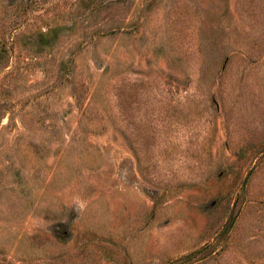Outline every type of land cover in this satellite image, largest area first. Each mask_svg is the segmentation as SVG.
<instances>
[{"label": "rangeland", "instance_id": "1", "mask_svg": "<svg viewBox=\"0 0 264 264\" xmlns=\"http://www.w3.org/2000/svg\"><path fill=\"white\" fill-rule=\"evenodd\" d=\"M0 264H264V0H0Z\"/></svg>", "mask_w": 264, "mask_h": 264}]
</instances>
